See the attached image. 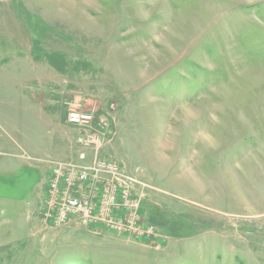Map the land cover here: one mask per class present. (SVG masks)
Instances as JSON below:
<instances>
[{"label": "rangeland", "instance_id": "rangeland-1", "mask_svg": "<svg viewBox=\"0 0 264 264\" xmlns=\"http://www.w3.org/2000/svg\"><path fill=\"white\" fill-rule=\"evenodd\" d=\"M72 111L155 239L62 235L42 209L13 229L39 222ZM0 233V264H264V0H0Z\"/></svg>", "mask_w": 264, "mask_h": 264}, {"label": "built area", "instance_id": "built-area-1", "mask_svg": "<svg viewBox=\"0 0 264 264\" xmlns=\"http://www.w3.org/2000/svg\"><path fill=\"white\" fill-rule=\"evenodd\" d=\"M67 120L82 130L80 142L86 151L78 155V161L52 164L42 206L44 222L61 228L77 220L84 227H105L122 236L155 239V228L142 223L139 204L133 198L137 181L119 164L100 157L106 135L92 127L95 114L72 111Z\"/></svg>", "mask_w": 264, "mask_h": 264}, {"label": "crops", "instance_id": "crops-1", "mask_svg": "<svg viewBox=\"0 0 264 264\" xmlns=\"http://www.w3.org/2000/svg\"><path fill=\"white\" fill-rule=\"evenodd\" d=\"M58 115H59L58 119H59V122H60L59 128H60V131L62 133L61 134V138L60 139L57 138V143L58 144H57L56 150L53 151L54 154H50V155L47 154L45 156L47 158L53 157L55 160H58V161H61V162H66V161H71V160L72 161H77V154H75L76 152L72 151L71 145H70V141H74L75 140L74 136H75L76 133H75V130H73V129L76 128V127H73V126H71L69 124H66L65 118H64V116H62V114H60V112L58 113ZM60 120H62L63 122H61ZM62 125H63V127H62ZM64 126L68 128L69 132H65L64 131ZM70 128H73V129H70ZM70 132H72V134H74V136H72L70 134ZM41 139L44 140L43 136L41 137ZM41 209H42V206H41L40 209H37L34 212H28L27 215H30V213H31L32 216H35L36 214H38L37 212H39V214H40ZM143 209L145 210V208H143ZM39 214L37 215V219H38L39 222H36V218L35 217L32 218V219H28V221L25 219V221H24L25 224L24 225L17 224V225L14 226L13 229H15L16 226H19V228L21 230H27V231L29 229V226L31 227L30 231L31 230H37V228L40 229L39 227H42V226H44L45 228H49L48 226H46L41 221ZM24 215H25V213H24ZM74 226L81 227L77 220H72L71 222H69L68 224L63 226L64 227V228L62 227L63 230H61L59 232L62 235H67V234L69 235L71 231H74V229L71 228V227H74ZM51 228H53V227H51ZM54 229H56V228H54ZM87 229L91 232V235H93L95 238L98 237L97 239H99L101 241H104V242L108 243L110 240L113 239V237L110 234H107V233L105 234L103 230H100L98 228L90 226V227L85 228V230H87ZM0 235L3 236L2 238L4 240L3 242L0 243V256L4 257V261H2V262H6L7 263V261L10 260V258H11V254L8 253L7 255H5L3 252L9 246H11L10 244H12V242H7V240H6V239L11 238V237H10L9 233L5 234V235H2V233H0ZM29 235H23V236H25V239L21 238L22 240H19V241H15L14 240L13 243L16 244L17 246H20L21 248L27 247ZM31 237H33V235ZM132 241H134V240L128 239L126 237H121L120 239L117 240V244L126 245V246L136 245V247H139V249L141 250L142 244L132 243ZM143 247H145V246H143ZM69 263L77 264L78 261L71 260V262L69 261Z\"/></svg>", "mask_w": 264, "mask_h": 264}]
</instances>
